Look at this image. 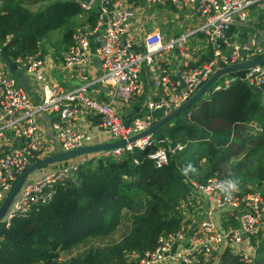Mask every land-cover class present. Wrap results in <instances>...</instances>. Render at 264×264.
Listing matches in <instances>:
<instances>
[{"label":"built area","instance_id":"built-area-1","mask_svg":"<svg viewBox=\"0 0 264 264\" xmlns=\"http://www.w3.org/2000/svg\"><path fill=\"white\" fill-rule=\"evenodd\" d=\"M167 1L193 9L194 14L203 18L204 22L192 31L167 40L160 31H150L145 35L140 49L134 47L132 39L135 17L132 1H79L85 12L96 10L98 15L95 27L79 29L73 33L72 43L64 58L68 67L78 69L82 83L71 90L57 84H46L44 98L38 105L20 86L14 74L0 70V206L20 175L31 164L47 157L37 140L40 127L38 115L41 112H58L59 119L53 122V128L63 151L92 144L94 137L90 133L76 129L69 122L80 111L99 117L102 128L114 141H128L188 101L216 71L254 60L264 54V43L257 33H249L243 41H234L228 35L234 24L249 19L250 7L264 0H146V4L157 5ZM197 32L204 34L214 50L211 61L200 67H191L186 62L179 76L160 65L156 57L174 50H178L183 59L187 58L188 41ZM95 35L97 37L93 39ZM94 55L100 59L102 73L92 79L86 68ZM13 61L17 70L25 69L39 81L47 80L46 64L38 55ZM144 66L150 70L154 85L161 91L156 99L149 102L147 113L124 122L112 103L99 101L91 94V86L101 84L111 86L114 95L122 99H134L142 93L140 73ZM226 75L230 77L219 84L218 81ZM239 78L251 85L262 86L264 65L258 64L247 70L225 74L210 90L227 89ZM8 135H12L16 144L7 142ZM157 143L150 136L99 155L122 157L135 148L145 149ZM182 148L181 143L176 146H160L149 158L156 167L161 168L169 163L171 153ZM45 168L41 176L34 178L31 175L25 180L3 217L6 226L16 218L28 217L34 206L52 201L57 186L74 179L77 171L76 163L70 162L51 164ZM191 184L194 190L191 199L198 206L204 207L203 218L193 233L194 243H186L175 249L176 245L184 242L185 228L175 235H162L158 246L145 252L139 264H204L225 247L242 252L241 247L244 245L252 248L250 238L264 232V182L262 191L251 193H242L238 188L233 191L229 187L232 183L217 176L209 177L205 182L192 180ZM219 211L226 212L233 225H220L216 218ZM249 256L245 253L246 259Z\"/></svg>","mask_w":264,"mask_h":264},{"label":"trees","instance_id":"trees-1","mask_svg":"<svg viewBox=\"0 0 264 264\" xmlns=\"http://www.w3.org/2000/svg\"><path fill=\"white\" fill-rule=\"evenodd\" d=\"M1 1L0 55L12 59L36 55L61 29L68 49L73 20L85 13L78 0ZM97 16L96 10L87 13L92 27ZM234 31L235 25L228 35ZM213 58L210 47L191 67ZM153 139L156 145L122 157L85 155L90 157L76 163L74 179L58 185L52 201L34 206L28 217L9 226L0 223V264H139L162 235L179 233L196 216L192 180L229 176L242 187L248 178L263 181L264 84L257 87L239 78L227 89L210 90V96L164 125ZM178 143L183 148L171 153L165 166L158 168L149 158L158 147ZM124 218L130 226L119 241L62 258L82 244L108 238ZM250 244L255 250L248 259L228 246L204 264H264V232L252 236Z\"/></svg>","mask_w":264,"mask_h":264},{"label":"crops","instance_id":"crops-1","mask_svg":"<svg viewBox=\"0 0 264 264\" xmlns=\"http://www.w3.org/2000/svg\"><path fill=\"white\" fill-rule=\"evenodd\" d=\"M130 1H132L133 7L135 9V17L132 23V39L134 42V47L137 49H140L143 46V40L145 35L153 30L160 31L166 40L171 37H175L173 35L174 33L170 35L169 31H165L164 28H160L157 25L150 27V21L153 20L154 22V19L156 18V10L154 11L152 6H158V8H166L170 5L173 8H177L178 11L181 12L180 14L183 18H179L178 15H175L173 20H176L179 25L188 22L191 28H184L182 25L183 31L177 32V36L182 33L192 31L204 22L203 18H201L197 14H194L193 9L176 6L171 1H167L165 3H160L157 5H147L146 0H144L143 3L140 4H138L139 0ZM1 3L2 1L0 2V4ZM255 5L259 6V11L255 13V15L252 14L250 11L249 19L246 22L234 24L235 31L230 36L232 37V39H234V41H243L246 39L249 33L255 32L257 33L261 41L264 42V28H261L263 26L262 24H264V1L257 2L253 6ZM87 13L89 12H85L84 14L79 15L73 20V27L75 28V31L79 29L93 28L91 24L87 21ZM173 20L172 22H174ZM260 25L262 26L260 27ZM61 30H58L62 33L53 46L48 47L49 44L45 43V45L40 48L39 53L36 54L38 55V57L41 56L42 60L46 64L47 80L44 82L39 81L32 73L28 72L25 69H18L15 73H12L4 59L0 60V70L9 71L14 74L17 77L20 86H22L28 92L32 101L36 105L40 104L44 98V86L46 84H57L63 89L71 90L82 83L78 69L75 67H68L65 63L64 58L67 49L65 47L66 45L62 43V39L66 31L65 29ZM96 37L97 36L95 35L93 39H95ZM188 42L193 43L195 46H198L199 49L198 51L193 50L192 52L187 44V58L183 59L182 56L179 54V51L174 50L163 54L162 56H157L156 59L158 60L160 65L171 70L174 74L179 76V72L182 70V68H184L186 62H188L190 66L192 63L198 62L201 59L202 55L206 54L209 48L211 47L207 43L205 37H202L201 35H193ZM93 46H95V41L93 42ZM86 71L90 74L92 79L102 73L101 62L97 55L93 56V60L90 65L87 66ZM140 76L142 84V93L131 100H125L114 95L113 88L111 86L94 84L91 86L90 91L91 94L97 100L105 103H112L120 118L124 122H129L135 116L147 113L149 102L153 99H156L161 94V91H159L158 88L154 85L152 74L147 67L144 66L142 68ZM58 119V112H41L38 115L40 127L37 134V140L47 157L63 151L57 133L53 128V122ZM69 122L76 129L90 133L94 137L92 145L107 144L114 141L113 138H111L102 128L99 117L95 115L93 116L87 111L78 112L75 117L72 118ZM7 142L16 144V141L12 139V135H8ZM84 156L77 157L73 159L70 163H77L78 161L87 158ZM45 171L46 168L44 167L40 169L36 175H32V177H39ZM203 211L204 207L199 206L196 216L194 217L192 222L189 224H184V242L179 243V245H176L175 249L184 246V244L186 243H194L193 233L195 231L196 226L203 218ZM216 218L218 223L224 227L233 225V221L228 217V214L224 211H219L216 215ZM250 249L252 250L251 252H253V247Z\"/></svg>","mask_w":264,"mask_h":264},{"label":"water","instance_id":"water-1","mask_svg":"<svg viewBox=\"0 0 264 264\" xmlns=\"http://www.w3.org/2000/svg\"><path fill=\"white\" fill-rule=\"evenodd\" d=\"M78 1H84V2H91V0H78ZM4 61L8 64L10 71L12 73H15L17 71V65L13 61L11 57L3 56ZM264 63V54L260 57L251 60L246 61L243 63H238L234 65H230L227 67H224L218 71H216L214 74L211 75V77L200 87V89L186 102H184L180 107H178L176 110H174L169 115L161 118L159 121H157L152 127H150L148 130L137 134L133 137H131L128 141L121 140V141H113L111 143L107 144H100V145H88L79 149L71 150V151H61L59 153H56L54 155H51L49 157H46L45 159L35 162L31 164L19 177L16 184L14 185L11 192L7 195V197L4 199L3 203L0 206V223L3 222V217L6 213V211L9 209V207L12 205L14 199L18 195L23 183L25 180L31 176L36 170L42 169L46 166H49L51 164H56L60 162H70L73 159L87 155V154H94V153H101L104 151H108L111 149H115L118 147H124L127 143H135L137 140L147 138L150 136H154L160 129L163 128L164 125L168 124L172 120H174L176 117L186 113L196 102H198L202 97H204L206 94L210 92L211 87L213 84L223 75L237 72V71H243L250 69L252 67H255L258 64ZM184 85V83H183Z\"/></svg>","mask_w":264,"mask_h":264},{"label":"rangeland","instance_id":"rangeland-1","mask_svg":"<svg viewBox=\"0 0 264 264\" xmlns=\"http://www.w3.org/2000/svg\"><path fill=\"white\" fill-rule=\"evenodd\" d=\"M143 1L144 0H139V3L138 4L143 3ZM37 6L38 5L31 6V8L35 10V9H37ZM152 7H153L154 11L156 10L155 11L156 18L154 19V22H153V20L150 21V24H149L150 27L151 26H154V25H157L160 28H164L165 31H169V34L170 35L172 33H174L173 35L175 37L177 36V34H176L177 32L183 31L182 30V25H183L184 28H191L190 27V24L188 22H185L184 24L179 25L176 22V20H173L174 17H175V15H178L179 18L182 17V15L180 14L181 12L178 11L177 8H173L170 5H169V7H166V8H162V7L161 8H158V6H152ZM250 11H251L252 14L255 15V13H257L259 11V6L258 5H255L253 7H250ZM172 20L174 22H172ZM262 25H263L262 27H264V24H262ZM61 31H64V30H61ZM61 31H58V32L52 34L51 37L49 38V40L46 41V44H49L48 47L53 46L55 44V42L59 39V36L62 33ZM190 42H188L189 49L192 52H193V50H197L198 51L199 47L198 46H195L193 43H190ZM229 77H230V75H226L223 79H220L218 81V83L219 84H223L224 81H225V79H227ZM207 96H210V92L208 94H206L204 97H207ZM245 130H249V129L246 128ZM244 132L247 133L248 131H244ZM84 157L89 158L90 156H84ZM61 163H63V162L56 163V165L57 164H61ZM39 170L40 169L36 170L32 175H36L39 172ZM230 175H232V172L230 173ZM220 177L223 178L224 180L232 183V184H235L236 183V182L233 181V178H229V176L228 177H223V176L220 175ZM251 179L252 180H250L248 178L246 180V181H248L246 183V187H242V185H241L242 183H238L237 188L240 189L242 191V193H251V192H255V191H262L263 190V182H264V180L263 181H260L258 178H251ZM129 226H130V222L128 221L127 218H124L122 220V223L120 224V226L117 228V230L111 236H109L108 238L103 239L101 241L92 240V241H90L88 243L82 244L79 247H77L76 249H73L72 251L63 253L62 254V258L63 259H66L69 256L75 255L78 252H81V251L85 250L86 248H88L90 246H96V245H98L100 243L110 244V243L117 242V241H119L124 236V234L127 231V228ZM241 250H243L248 255H251L254 252L255 248L253 249V252H251L252 250L250 249V247L247 246V245H244V246L241 247Z\"/></svg>","mask_w":264,"mask_h":264},{"label":"clouds","instance_id":"clouds-1","mask_svg":"<svg viewBox=\"0 0 264 264\" xmlns=\"http://www.w3.org/2000/svg\"><path fill=\"white\" fill-rule=\"evenodd\" d=\"M238 186V181L235 184H230L229 187L231 188V190L235 191L237 189Z\"/></svg>","mask_w":264,"mask_h":264}]
</instances>
